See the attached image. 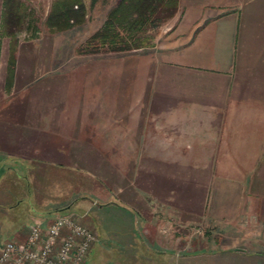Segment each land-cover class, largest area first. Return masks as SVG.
Returning <instances> with one entry per match:
<instances>
[{
  "label": "crops",
  "instance_id": "obj_1",
  "mask_svg": "<svg viewBox=\"0 0 264 264\" xmlns=\"http://www.w3.org/2000/svg\"><path fill=\"white\" fill-rule=\"evenodd\" d=\"M20 1L40 26L34 11L57 0ZM80 1L88 16L122 0ZM5 10L0 0V183L32 174L11 202L36 198L42 224L86 204L97 240L85 264H264V0H178L132 66H66L55 36L24 30L11 82Z\"/></svg>",
  "mask_w": 264,
  "mask_h": 264
},
{
  "label": "trees",
  "instance_id": "obj_2",
  "mask_svg": "<svg viewBox=\"0 0 264 264\" xmlns=\"http://www.w3.org/2000/svg\"><path fill=\"white\" fill-rule=\"evenodd\" d=\"M74 1V3H73ZM57 0L46 18L51 32L66 31L87 20V11L80 0ZM75 1L77 8H74ZM178 0H122L110 10L99 29L81 46L80 53L127 52L152 46L154 33L177 11ZM31 12L23 9L20 0H6L2 36L11 39L8 82L14 78L17 34L26 30L31 38L40 37L42 30ZM25 17L29 18L24 26Z\"/></svg>",
  "mask_w": 264,
  "mask_h": 264
},
{
  "label": "rangeland",
  "instance_id": "obj_3",
  "mask_svg": "<svg viewBox=\"0 0 264 264\" xmlns=\"http://www.w3.org/2000/svg\"><path fill=\"white\" fill-rule=\"evenodd\" d=\"M49 11H46L44 9H39L34 11V15L39 19L40 21V27L42 30V35L45 37L44 43H49L52 42V40H49L51 42H48L47 39L49 37L55 36L56 41H59L60 44V50L62 53V64L68 65V66H85L89 65L90 62L97 61L98 64H103L107 66H117V65H122L124 64L125 66H132L135 65L136 59L152 50H154V47L156 46V34L158 32V29L154 33V39H153V44L152 46L137 49V50H132V51H127V52H122V53H98L94 54L92 57L89 55H84L81 53H78V49L81 46L86 45L88 38L97 30L101 27L103 24L107 11H90L88 12L87 20L84 24L78 25L72 29L66 30V31H60L58 33H53L51 32L47 26L45 25V19L48 15ZM160 31V30H159ZM30 35L23 34L22 38H27ZM47 41V42H46ZM86 54V53H85ZM103 62V63H101ZM16 174V175H15ZM12 173V175L7 174V177L5 181L0 183V199L5 198L7 201L5 203H0V244H4L10 239H14V235L16 234H21V231L23 230V227L28 223V222H34L33 215L35 214L34 206H36L37 211H41V207L37 206L36 204V198L35 200H32L33 202L31 203L29 200L26 202L25 200L20 203L19 205V199L15 200L14 202H11L12 200V195L13 193L15 194H20V197H24L26 195V190L24 183H28L26 177L30 174L31 172L27 171H20V172H15ZM17 175L20 177H17ZM32 175V174H31ZM32 177V176H31ZM31 182L33 183L31 187V191L33 193L36 192V188L34 185V180L31 179ZM17 183V184H16ZM86 182L84 179H78L77 182V187L76 191L79 192L80 190H84ZM64 191L61 192V195L63 196ZM52 198H47L46 203L49 201H55L51 202V204H45V207H54L59 205L58 202L60 200H64L65 196L61 197L60 194H55L51 195ZM61 197V198H60ZM82 201H78L75 203L71 209L69 210H53L52 212L48 213L51 215L50 218L54 219L55 217H59L61 214H76L77 216L80 217L82 222L86 224V220L83 219L80 214L86 213V207H84V203H81ZM18 204V205H17ZM16 205V206H15ZM89 212V211H87ZM107 212V211H104ZM109 212V211H108ZM106 214V213H104ZM108 214V213H107ZM111 215V213L109 214ZM87 218H91L92 222L94 225H97V227L102 226V223L106 221V219H103L102 214H94L93 212L88 213L85 215ZM88 218V219H89ZM96 223V224H95ZM87 225V224H86ZM112 225V224H110ZM113 237H115L113 239ZM105 240H106V247L109 250L111 247L114 246V243L116 242V236L107 234L105 235ZM91 250V249H90ZM90 252V251H89ZM117 254V251L114 250L111 252L106 251V253L102 256L100 261L108 262V261H113L115 260V255ZM153 255H156L154 251H152ZM89 258V255H88ZM106 260V261H105ZM98 260V263H101ZM168 263V261H167Z\"/></svg>",
  "mask_w": 264,
  "mask_h": 264
},
{
  "label": "built area",
  "instance_id": "obj_4",
  "mask_svg": "<svg viewBox=\"0 0 264 264\" xmlns=\"http://www.w3.org/2000/svg\"><path fill=\"white\" fill-rule=\"evenodd\" d=\"M25 240L7 241L0 264H85L96 232L76 214H61L46 224L32 223Z\"/></svg>",
  "mask_w": 264,
  "mask_h": 264
}]
</instances>
